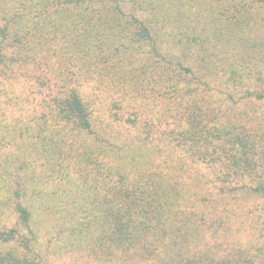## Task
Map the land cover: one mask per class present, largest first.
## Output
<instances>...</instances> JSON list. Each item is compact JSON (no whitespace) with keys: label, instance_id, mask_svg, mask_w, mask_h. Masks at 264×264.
Segmentation results:
<instances>
[{"label":"trees","instance_id":"trees-1","mask_svg":"<svg viewBox=\"0 0 264 264\" xmlns=\"http://www.w3.org/2000/svg\"><path fill=\"white\" fill-rule=\"evenodd\" d=\"M0 264H264V0H0Z\"/></svg>","mask_w":264,"mask_h":264}]
</instances>
